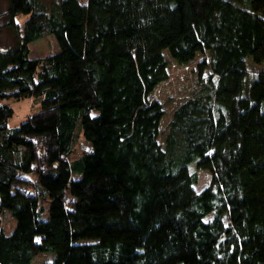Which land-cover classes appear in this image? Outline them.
Instances as JSON below:
<instances>
[{
	"label": "trees",
	"instance_id": "16d2710c",
	"mask_svg": "<svg viewBox=\"0 0 264 264\" xmlns=\"http://www.w3.org/2000/svg\"><path fill=\"white\" fill-rule=\"evenodd\" d=\"M4 1L0 264H264V0ZM46 35L59 51L31 59ZM164 53L202 61L162 147Z\"/></svg>",
	"mask_w": 264,
	"mask_h": 264
},
{
	"label": "rangeland",
	"instance_id": "374dc122",
	"mask_svg": "<svg viewBox=\"0 0 264 264\" xmlns=\"http://www.w3.org/2000/svg\"><path fill=\"white\" fill-rule=\"evenodd\" d=\"M80 3L84 4L86 0H78ZM6 4L4 0H0V13L5 10ZM27 19L25 15H19L16 18V23L22 25ZM3 21H1L2 23ZM0 41L4 45H12L13 37L9 30H3L0 35ZM59 51V46L54 36L46 35L30 45V58L39 59L51 56ZM165 60L169 63L168 66V80L160 84L155 91L150 95V99L157 100L162 104L164 110V117L160 121L159 125V138L158 143L163 147V142L165 135L167 133L168 124L171 120L172 114L176 108H178L186 100L192 98L200 91V82H199V73H198V64L202 61V57L197 55L195 60L186 65H178L168 56L167 53H164ZM209 70H205L203 73V78L206 80ZM10 104L13 108L14 114L8 122V127L10 129L17 128L25 119L39 111L40 102L36 99H25L19 102H12ZM91 150L89 144L80 139L79 144L77 145V152L88 153ZM193 167V166H192ZM198 180L197 184L194 186L197 192L203 190L210 181V175L206 171H198L197 173ZM31 179H34V176H31ZM48 203H44L45 213L44 218L47 217ZM8 221V232L14 227V221L10 216L6 215ZM12 226V227H11ZM11 229L9 230V228ZM53 259V255L46 253L36 256L32 264H43L45 262H50Z\"/></svg>",
	"mask_w": 264,
	"mask_h": 264
}]
</instances>
